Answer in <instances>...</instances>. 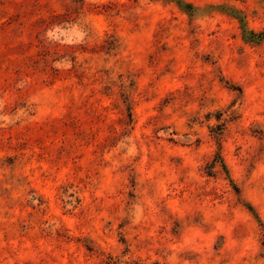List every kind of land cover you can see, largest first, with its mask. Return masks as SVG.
Wrapping results in <instances>:
<instances>
[{"label": "rangeland", "instance_id": "374dc122", "mask_svg": "<svg viewBox=\"0 0 264 264\" xmlns=\"http://www.w3.org/2000/svg\"><path fill=\"white\" fill-rule=\"evenodd\" d=\"M0 264H264V0H0Z\"/></svg>", "mask_w": 264, "mask_h": 264}]
</instances>
